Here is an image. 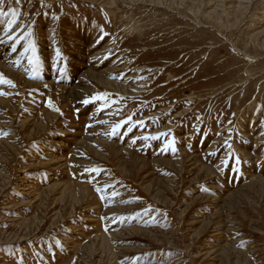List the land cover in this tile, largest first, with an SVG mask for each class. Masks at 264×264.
Listing matches in <instances>:
<instances>
[{
  "label": "rangeland",
  "instance_id": "374dc122",
  "mask_svg": "<svg viewBox=\"0 0 264 264\" xmlns=\"http://www.w3.org/2000/svg\"><path fill=\"white\" fill-rule=\"evenodd\" d=\"M0 11V264H264V0Z\"/></svg>",
  "mask_w": 264,
  "mask_h": 264
},
{
  "label": "snow or ice",
  "instance_id": "6c2138e0",
  "mask_svg": "<svg viewBox=\"0 0 264 264\" xmlns=\"http://www.w3.org/2000/svg\"><path fill=\"white\" fill-rule=\"evenodd\" d=\"M12 12H13V15H15V12H14V10H11ZM0 15H5V13L4 12H2V11H0ZM13 23H15V21L14 20H10L9 21V28H11V26H12V24ZM30 47L32 48V51H33V53H35V44H34V42L33 43H31L30 44ZM57 55H60V52H59V49H57ZM30 62H32V58H30ZM3 80V77L2 76H0V81H2ZM7 83H9V84H12L13 82L11 81V80H8V81H6ZM104 97L103 96H100V95H97V96H93L92 97V99H103ZM49 106H52V102H51V100H49ZM83 103H85V104H87V103H89V101L86 99V100H84L83 101ZM56 111H59V109H56ZM129 119H131L130 117H129ZM138 123H142V122H138ZM120 127V125H116L114 128H113V132H115V129L116 128H119ZM145 140H147V139H149V137H147V136H145V137H143ZM157 137L156 136H153V137H151V139H156ZM174 143V141H168V145H172ZM166 147H167V145H166ZM173 150H175V149H173ZM237 159V163H239V157H237L236 158ZM93 170H95V169H93ZM98 191H99V189H97ZM103 198V197H102ZM57 243H59V241H57Z\"/></svg>",
  "mask_w": 264,
  "mask_h": 264
}]
</instances>
